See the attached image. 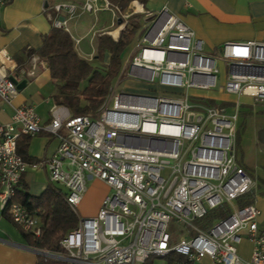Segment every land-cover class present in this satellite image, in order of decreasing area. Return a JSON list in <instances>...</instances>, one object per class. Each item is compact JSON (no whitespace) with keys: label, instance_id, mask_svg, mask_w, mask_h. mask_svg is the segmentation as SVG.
<instances>
[{"label":"built area","instance_id":"1","mask_svg":"<svg viewBox=\"0 0 264 264\" xmlns=\"http://www.w3.org/2000/svg\"><path fill=\"white\" fill-rule=\"evenodd\" d=\"M100 9L110 12L114 27L104 32L114 40L137 11L135 4L127 12L108 0H83L57 2L47 16L53 27L68 32V20ZM96 33L92 26L91 38ZM73 41L75 46L79 40ZM93 52L91 45L85 58L91 60ZM128 52L116 81L124 77L169 91L132 93L111 83L95 116L71 115L67 107L53 103L42 122L31 105L12 103L18 93L12 80L16 64L0 50V100L13 110L9 121L0 122V212L22 232L40 235L39 207L17 202L14 196L25 169L41 165L48 180L64 189L74 213L88 177L110 189L94 215L78 216L77 225L62 236L61 253L42 250L51 258L75 264H144L151 257L176 254L181 257L177 264H264L258 207L254 202L232 203L254 185L234 153L239 102L230 101L228 112L208 102L216 99L199 93L217 89L264 101V41H227L217 53H206L194 31L162 7L144 11ZM30 60L28 76L45 65L34 56ZM218 62L227 69L220 85ZM40 132L56 137L57 147L51 156L29 163L17 152V142ZM224 203L225 216L206 228L193 226L192 220ZM172 219L194 233L173 240L168 231ZM243 238L251 243L248 259L237 252Z\"/></svg>","mask_w":264,"mask_h":264},{"label":"crops","instance_id":"2","mask_svg":"<svg viewBox=\"0 0 264 264\" xmlns=\"http://www.w3.org/2000/svg\"><path fill=\"white\" fill-rule=\"evenodd\" d=\"M2 1L3 3L0 5V50L4 49L14 58L16 68L13 72V78L15 83L19 84L18 93L12 103L14 105L21 103L31 105L41 121L46 122L49 118V108L54 103L52 97L54 83L46 65L44 67L38 66L32 75H26L32 66L30 58L34 56L36 62L39 61L37 54H32L27 58L26 51L40 48L43 35L52 27L47 13L53 4L57 2L81 3L83 0ZM134 2L140 4V9L136 12L143 15L144 11H155L165 7L171 13L179 16L194 31L195 36L201 39L203 51L206 53H217L219 46L227 41H264V0H145L144 3L132 0L127 8L132 7ZM98 3L102 4V0H98ZM70 20L77 21L74 22V25L83 20H89L90 23L88 22L84 32L81 33L76 28L72 32L68 27ZM70 20L67 21L68 33L73 40H79L74 46L77 53L85 58L91 52V45L94 40L95 46L92 45L94 52L91 59L94 60L97 51V37L114 27L110 12L100 9L95 15L91 12H85ZM92 26L97 31L93 38L90 34ZM117 32L118 29L111 31L114 35ZM87 37L90 38L86 42ZM104 57L106 63L103 65H106L109 54L106 52ZM126 80L138 83L132 79L127 78ZM159 91L166 93L169 90L160 88ZM214 91L219 94L222 93L217 90L199 91V93L212 97L219 102H227L225 98L218 97L219 94H216L218 96L212 94ZM12 111L11 106L0 100V122L9 121ZM57 144V138L48 135L46 132L30 136L25 148L27 161L33 163L51 156ZM49 184L58 185L48 180L47 171L43 166H28L21 177L19 189L22 193L36 197ZM92 184L96 186L98 192L92 209L85 216L94 215L102 198L110 191L106 183L98 178H92ZM241 241L251 245L246 238ZM39 250L29 246L20 229L0 212V264H35L41 255Z\"/></svg>","mask_w":264,"mask_h":264},{"label":"trees","instance_id":"3","mask_svg":"<svg viewBox=\"0 0 264 264\" xmlns=\"http://www.w3.org/2000/svg\"><path fill=\"white\" fill-rule=\"evenodd\" d=\"M108 1L118 5L121 10H126L132 0ZM138 1L145 2V0ZM141 15L143 14L138 12L130 15L126 24L129 29V37L138 28V18ZM121 35L122 33L119 34L117 40H113L106 33L99 35L96 39V58L88 61L77 53L74 41L67 31L52 26L43 35L40 48L27 50L26 57L37 54L39 60L47 66L54 83L52 97L55 104L67 107L71 115H94L106 95L109 85L117 75L120 55L125 50L127 42ZM106 52L109 54V60L106 65H103L102 60ZM93 61H97V64L92 63ZM208 102L218 106H231L230 102H217L215 100H209ZM29 137L23 136L17 142V152L25 160H28L25 148ZM237 138L238 130L236 131L235 140ZM19 184L14 200L29 207H39L41 221L40 235L34 237L20 230L21 233L27 239L29 246L35 249L61 253L59 240L67 231L74 228L78 221V215L71 210L64 200V189L58 185L49 184L40 195L31 197L29 194L20 191ZM227 212L228 207L220 205L211 209V213L207 214H209L208 217L212 221L225 216ZM1 214L8 217L4 212H1ZM166 259L171 263L173 260L180 261L181 257L171 254ZM35 264L75 263L39 255Z\"/></svg>","mask_w":264,"mask_h":264},{"label":"rangeland","instance_id":"4","mask_svg":"<svg viewBox=\"0 0 264 264\" xmlns=\"http://www.w3.org/2000/svg\"><path fill=\"white\" fill-rule=\"evenodd\" d=\"M138 1V0H137ZM125 11V10H122ZM127 12L132 11V7L126 8ZM135 12H132V15ZM128 16V19L130 17ZM144 15H141L138 18V28L133 33L131 37H129V29L126 25L119 30V34L122 33V37H124L126 42V49L120 55V63L123 64L125 60L128 58L129 49L132 48L134 41L136 40L138 33L143 25ZM127 19V21H128ZM75 20H70L68 22V27L72 32H74V28H76L79 32H84L87 29L89 20L78 22L77 25H74ZM89 22V23H88ZM117 29V28H116ZM115 30V29H114ZM111 37V36H110ZM90 37L86 38V42ZM112 38V37H111ZM118 39V38H117ZM92 45L95 46V41H92ZM105 57L103 58V64L105 62ZM92 63L97 64V61H93ZM100 64V63H99ZM98 64V65H99ZM217 67L219 69L218 77H217V85H220L224 79V75L226 73V67L221 63H217ZM116 84V90H123L126 92L132 93H144V94H155V91H151V89L155 87H151L149 85H144L140 83L130 82L126 80L124 77L118 81L116 79L112 80V85ZM159 91L160 88H155ZM164 90H169L166 88H162ZM217 90V89H216ZM211 93V92H210ZM214 95L219 94L216 91L212 93ZM218 96V95H216ZM218 97H223L226 101H234L237 100L239 102L238 107V118H237V126L238 130V138L234 141V153L237 163L245 168L248 174L252 177L254 181L253 188L247 193L235 198L233 200L234 205H244L250 202H254L258 207L260 214L257 218L258 229L260 232L264 233V101L253 100V98L244 96V95H236V94H226L221 93ZM231 107L228 106V112L231 111ZM96 114L91 116H95ZM236 130V131H237ZM236 138V136H235ZM188 143V141L184 140V146ZM167 175V172H166ZM87 192L84 195L82 202L76 206V213L79 217H84L88 212L92 209L94 204V200L96 198L97 190L96 186L92 184V178L88 177L86 180ZM222 205L228 206L227 203ZM211 213V210L208 211ZM209 214L205 215L203 218H196L192 220V224L195 227L206 228L209 226L212 221H210ZM210 221V222H209ZM168 231L172 234L173 240H176L179 235H191L194 233V229L190 226H187L182 223L175 222L173 219L168 224ZM238 254L244 258L248 259L250 255L251 245L246 242L240 241L236 244ZM144 264H177L176 260L171 261V263L165 258L159 257H151ZM196 264V263H192ZM207 264H214L209 263Z\"/></svg>","mask_w":264,"mask_h":264},{"label":"water","instance_id":"5","mask_svg":"<svg viewBox=\"0 0 264 264\" xmlns=\"http://www.w3.org/2000/svg\"><path fill=\"white\" fill-rule=\"evenodd\" d=\"M60 19L62 18L61 16L59 17ZM119 21V20H118ZM12 80L14 81V82H16L15 81V79L12 77ZM15 86H16V88L18 89L19 88V84H17V83H15ZM39 253L41 254V255H43V256H51V254L49 253V252H47V251H42V250H39Z\"/></svg>","mask_w":264,"mask_h":264},{"label":"bare ground","instance_id":"6","mask_svg":"<svg viewBox=\"0 0 264 264\" xmlns=\"http://www.w3.org/2000/svg\"><path fill=\"white\" fill-rule=\"evenodd\" d=\"M135 6H136V9L139 10L140 9V4L137 3V2H134ZM114 35V33H112Z\"/></svg>","mask_w":264,"mask_h":264}]
</instances>
